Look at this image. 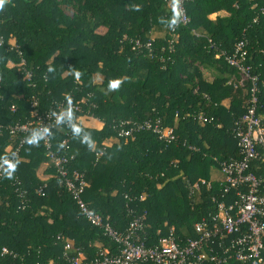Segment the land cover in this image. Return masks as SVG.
Returning <instances> with one entry per match:
<instances>
[{
    "label": "trees",
    "instance_id": "obj_1",
    "mask_svg": "<svg viewBox=\"0 0 264 264\" xmlns=\"http://www.w3.org/2000/svg\"><path fill=\"white\" fill-rule=\"evenodd\" d=\"M176 7L177 0L171 6L166 0H6L0 10V124L29 119L33 96L39 111L52 110L66 97L88 100L83 112L68 111L66 124L53 132V147L68 134L70 169L85 174L89 208L119 232L126 231L131 213H145L153 238L170 228L179 237H193L194 223L214 211L212 196L221 198L214 184L191 196L187 182L210 181L211 168H218L214 159H240L233 129L245 112L249 84L239 86L237 70L223 56L214 57L208 40L229 54L247 39L246 62L259 77L264 114V0H185L189 23L177 27L170 44ZM220 11L226 15L209 18ZM136 41L141 48H134ZM14 44L33 75L30 82L18 67ZM86 114L102 127H86ZM200 114L212 122L200 121ZM157 118L174 130L175 141L165 144L149 131L117 139L111 129L119 121ZM31 138L0 178V264H68L67 242L87 261L104 249L117 254L118 244L79 215L45 166L46 149L39 140L28 143ZM17 140L4 131L0 159ZM43 167L46 180L38 175ZM251 170L264 173V163ZM41 186L43 195L36 192Z\"/></svg>",
    "mask_w": 264,
    "mask_h": 264
},
{
    "label": "built area",
    "instance_id": "obj_2",
    "mask_svg": "<svg viewBox=\"0 0 264 264\" xmlns=\"http://www.w3.org/2000/svg\"><path fill=\"white\" fill-rule=\"evenodd\" d=\"M171 6V0H166ZM185 0H177L179 20L171 27L170 44L176 39V29L179 25L186 26L189 18L184 7ZM198 36V34H196ZM209 48L215 49V58L223 56L228 66L238 72L239 86L249 84V99L242 117L235 123L233 135L236 139L240 159L231 161H215L219 165L223 179L219 181L222 201L216 202L214 211L208 212L195 222L192 228L193 237L183 238L176 235L173 228L162 233L157 231L153 238L147 233L146 214L131 213V220L125 232L114 229L108 217H103L87 206L83 199L87 181L85 174L70 169L74 159L69 153L70 144L68 134L53 147L52 135L54 130L66 124L68 111L83 112L82 105L88 100L82 98L73 102L70 97L56 104L50 111H39L38 100L31 97L30 117L24 122L3 126L0 124V137L4 131L18 138L17 143L6 149V154L0 159V178L7 174L8 166L20 159V153L27 143V137L38 134L39 141L46 149L48 161L45 166L54 171L58 185L64 187L74 201L79 215L91 226L102 230L103 235L118 244V253L112 255L107 249L91 261L85 260L84 254L79 252L73 242H67L64 257L68 264H264V173L252 172L251 166L264 163V114L259 113V77L252 72L247 64V39L243 38L233 45L231 53L218 49L208 40ZM152 41L146 43L151 46ZM3 41L0 39V45ZM134 48H141L139 41ZM19 57L18 67L23 73L24 80L30 82L32 73L26 68V61L19 47L11 45ZM93 103L90 108H93ZM17 106H10L12 112ZM86 118H94L89 114ZM204 123H211L201 114L197 117ZM96 119V118H95ZM47 129V134L44 133ZM117 139L134 138L136 133L149 131L170 144L176 140L174 130L163 125L159 118L142 122L119 121L111 126ZM104 143V147L110 146ZM194 149V148H191ZM101 152L96 153L100 156ZM210 188V183L198 178L187 182L191 196L201 187ZM43 186L36 192L43 195ZM231 198L225 202L224 198ZM142 200V199H141ZM6 252V250L4 251ZM71 253V255H70ZM75 253V255H72Z\"/></svg>",
    "mask_w": 264,
    "mask_h": 264
},
{
    "label": "crops",
    "instance_id": "obj_3",
    "mask_svg": "<svg viewBox=\"0 0 264 264\" xmlns=\"http://www.w3.org/2000/svg\"><path fill=\"white\" fill-rule=\"evenodd\" d=\"M226 15V12H224V11H220V12H218V13H214V14H212V15H210L209 16V18L210 19H212V20H215L217 17H219V16H225ZM208 75L210 74L209 72H206ZM210 80L212 79V75L210 74ZM232 80V79H231ZM226 102V101H225ZM81 121H82V123L86 126V127H90V128H96V129H99V128H101L102 127V122H100L98 119H95V118H86V117H82L81 118ZM107 143H110V142H107ZM215 160V159H214ZM217 160V159H216ZM216 162V161H215ZM218 162H220V161H218ZM217 163V162H216ZM217 165H218V163H217ZM218 170H219V165H218V168H217ZM43 171H44V167L42 168V170H41V172H40V175H42V180H46L47 178H48V176H45V174H43ZM219 172L221 173V171L219 170ZM222 174V173H221ZM39 175V174H38ZM40 177V176H39ZM200 179H203V178H200ZM223 179V177L221 178V179H219V178H210V181H207L208 183H210V188H207V187H205L206 189H211L212 188V186H213V184L214 185H216L217 187H218V192L220 193V198H221V200H217L216 199V196L214 195V196H212V202L214 203V206L216 207V202H220V201H222V197H221V193H222V191H220V185H219V181H221ZM203 180H205V179H203ZM206 181V180H205ZM202 188V187H201ZM215 188V187H214ZM200 192V190L198 191V192H196L194 195H196L197 193H199ZM218 194V193H217ZM231 200V198L229 197V198H224V201L225 202H229ZM215 209V208H214ZM200 220V219H199ZM198 220V221H199Z\"/></svg>",
    "mask_w": 264,
    "mask_h": 264
},
{
    "label": "rangeland",
    "instance_id": "obj_4",
    "mask_svg": "<svg viewBox=\"0 0 264 264\" xmlns=\"http://www.w3.org/2000/svg\"><path fill=\"white\" fill-rule=\"evenodd\" d=\"M64 10H65V12L68 14V15H71L72 14V12H71V10L70 9H68V8H64ZM152 36H156V35H152ZM204 77H205V79H207V80H210V74L208 75L206 72H204ZM95 81L97 82V83H99L100 82V77H96V79H95ZM41 170H42V168L39 170V176H40V178H42V175H40V172H41ZM223 176H222V174L219 172V170L217 169V168H215V167H212L211 168V170H210V178L212 179H214V178H219V179H221Z\"/></svg>",
    "mask_w": 264,
    "mask_h": 264
},
{
    "label": "clouds",
    "instance_id": "obj_5",
    "mask_svg": "<svg viewBox=\"0 0 264 264\" xmlns=\"http://www.w3.org/2000/svg\"><path fill=\"white\" fill-rule=\"evenodd\" d=\"M5 3H6V0H0V10L3 9ZM77 76H79V73H77ZM116 83H118V82H116ZM115 86H116L115 83L111 85V87H113V88ZM47 131H48L47 129H44L45 134H47ZM39 138H40V136L38 134H33L32 138L28 141V143H30V144L37 143ZM10 167H11V165H10Z\"/></svg>",
    "mask_w": 264,
    "mask_h": 264
}]
</instances>
